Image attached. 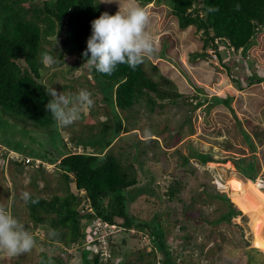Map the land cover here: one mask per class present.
Listing matches in <instances>:
<instances>
[{"label":"rangeland","instance_id":"374dc122","mask_svg":"<svg viewBox=\"0 0 264 264\" xmlns=\"http://www.w3.org/2000/svg\"><path fill=\"white\" fill-rule=\"evenodd\" d=\"M119 2L125 7L130 0ZM134 2L149 11L147 31L158 48L143 63L146 75L159 82L160 75L171 79L173 87L165 86L166 90H176L192 103L178 97L175 102L163 100V106L157 105L153 110L144 100L132 109H118L113 101L103 100L100 78L95 79L88 71L81 76V69L70 70L75 56L60 54V37L56 34L50 37L51 44L44 43L45 48L52 50L56 63L51 67L42 64V82L58 93L76 94L87 89L92 93L94 106L65 128H57L55 122L45 128L28 124L30 130L0 116L2 129L10 142L25 144L22 148L28 147L26 153L56 156L66 147L82 150L74 147L73 136L85 139V133L95 137L94 133L106 130L105 137L111 138L117 133L116 127L122 126L107 150L116 153L123 166L138 178L137 184L129 188L128 211L137 220L152 225L159 217L165 231L164 248L178 264H247L251 254L264 264V198L244 210L239 208L249 201L251 185L264 188V79L246 85L248 76L264 78V29L255 35L245 53L241 48L235 52L230 47L228 51L215 39L221 58L217 55L210 59L201 54L200 32L194 25L180 28L167 0ZM100 4L114 14L119 10L115 0ZM152 64L158 71L153 70ZM103 135L102 132L95 139ZM5 150L0 147V204L34 235L38 247L18 257L0 251V264H90L81 260V247L89 250V257L102 247L103 259L114 249L111 264L159 263L160 255L151 253L153 245L148 234L138 229L116 230L97 219H82L85 235L80 244L67 246L49 239L47 223L33 224L21 193L28 191L46 198L63 194L64 179L53 163L43 162L41 172L37 169L41 161L28 156L33 163L28 165L25 159L21 167L11 163L10 158L24 155L15 151L1 155ZM196 153L206 154V160L195 157ZM182 156L189 157L188 163H183ZM252 156L254 177L245 172ZM175 181L181 185L180 191L168 198L167 186ZM69 188L74 194H82L73 182ZM81 204L91 212L86 201ZM230 205L240 212L216 222ZM96 238L100 244L93 243Z\"/></svg>","mask_w":264,"mask_h":264},{"label":"trees","instance_id":"16d2710c","mask_svg":"<svg viewBox=\"0 0 264 264\" xmlns=\"http://www.w3.org/2000/svg\"><path fill=\"white\" fill-rule=\"evenodd\" d=\"M149 1L151 0H141L142 3ZM167 2L180 28L194 25L200 32L203 42L201 54L205 56L206 49L211 47L221 58L216 50L218 42L228 51L230 47L235 52L241 48L245 53L255 35L264 29V0H167ZM237 4L240 5L238 11L235 9ZM209 7L219 10L209 12ZM104 12L114 15L113 11L103 8L97 0H0L1 117H8L15 123L20 122L22 128H30V130L32 128L28 127V124L34 128H45L55 123L50 110L45 107L51 97L46 93L41 79L43 73L41 55L45 52L51 55L52 50L45 48L44 43L48 41L51 44L50 37L56 34L60 37V54L75 56L70 70L81 69L83 71L79 74L81 76L88 71V74L95 79L100 78L102 84L106 82V85L100 84L103 100L113 101L118 109L122 111L132 109L141 100L149 105L150 110L157 105L162 107V101L165 99L175 102V98L181 97L186 98V102L189 100V103H192L190 98L178 91L166 90L165 86L173 87L171 79L160 75L159 82L146 75L143 64L135 69L123 64L118 65L117 70L110 76L88 67L86 63L88 57H85L83 53L87 49V40L92 34L91 22ZM215 39H218V42H215ZM152 68L158 71L155 64H152ZM231 78L237 81L234 77ZM263 79L248 76L246 85L261 82ZM236 84L239 89H242L238 82ZM1 122L0 145L7 149L1 155L8 156L13 151L24 155L20 156V159L10 158L11 163L21 167H24L22 163L25 165V159H28V165L33 163L30 164L28 156L38 158L41 162L37 164V169L41 172L44 170L43 162L53 163L64 179L63 194H53L48 198L33 194L34 197H40V202L35 205L27 204L33 224L42 226L47 223L49 229L57 230L58 235L49 239L60 240L67 246L80 244L85 235L82 219L85 218L88 221L97 219L100 223H106L107 226H115L116 230L138 229L148 234L153 245L151 253L155 257L160 255L158 264H178L176 258L164 248L165 231L159 217L156 218L157 223L152 225L148 221L137 220L128 211L129 188L137 184L138 178L123 166L116 153L107 150L108 147L111 148L110 145L119 135L122 126L116 127L117 133L111 138L105 137L106 130L94 133L95 137L104 133V137L96 139L86 133L83 136L86 137L85 139L73 136L71 140L74 142V147H81L82 150H71L66 147V151L59 152L55 156V154L26 153L28 147L22 148L25 144L18 145L14 143V140L10 142L7 133L2 129ZM262 156L264 158V151ZM195 157L204 162L207 155L196 153ZM182 160L183 163H188L189 157L182 156ZM248 160L247 170H244L250 177H254V157ZM71 182L78 192L82 191V194H74L70 190ZM251 182L249 179V184ZM180 188L179 182L175 181L167 186L165 194L168 198H173ZM249 189L251 190L249 201L246 205L239 207L243 210L245 206L250 207L252 203L264 198V188L259 189L257 185H251ZM83 200L88 203L91 212L87 211L88 207L84 208L81 204ZM239 212L240 210L230 205L229 211L220 215L216 222ZM98 231L100 233V230ZM111 239L109 235V245H111ZM93 243L100 244L97 238L93 240ZM89 253V250L81 247L83 262L111 264L114 249L110 250L106 259H103L102 247H99L91 257ZM247 264H262V262L251 254Z\"/></svg>","mask_w":264,"mask_h":264},{"label":"clouds","instance_id":"9594fccd","mask_svg":"<svg viewBox=\"0 0 264 264\" xmlns=\"http://www.w3.org/2000/svg\"><path fill=\"white\" fill-rule=\"evenodd\" d=\"M113 2L114 0H100V3L105 4ZM115 2L119 4V10L114 15L104 12L91 22L92 34L83 53L88 57L86 63L89 68H95L97 72L109 76L117 70L118 65L123 64L135 69L158 51L154 38L147 31L150 23L149 11L134 0H130L125 7H121L119 0ZM239 8V4L235 5L237 11ZM218 10L214 7L208 8L209 12ZM209 50L211 49L207 48L205 52L212 59ZM213 51L217 58L215 49ZM41 62L44 66L51 67L56 63V59L45 52L41 55ZM45 91L51 97L45 107L50 110L57 128H65L80 120L95 104L92 93L87 89H81L76 94H65L58 93L52 86H45ZM21 199L26 205L40 202L39 196L34 197L28 191L21 193ZM57 235L56 229H49L50 237ZM37 247L34 235L0 204V251L9 257H18L32 252Z\"/></svg>","mask_w":264,"mask_h":264},{"label":"built area","instance_id":"2783aa9c","mask_svg":"<svg viewBox=\"0 0 264 264\" xmlns=\"http://www.w3.org/2000/svg\"><path fill=\"white\" fill-rule=\"evenodd\" d=\"M209 53H210V55H211V57L213 58H216V55H214L215 53H214V51L211 49V50H209ZM26 161H28V159L26 160ZM111 226H113V225H111ZM110 226V227H111Z\"/></svg>","mask_w":264,"mask_h":264}]
</instances>
